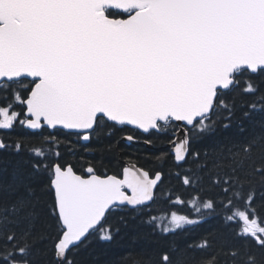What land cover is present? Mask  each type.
Returning a JSON list of instances; mask_svg holds the SVG:
<instances>
[{"label":"snow or ice","instance_id":"6c2138e0","mask_svg":"<svg viewBox=\"0 0 264 264\" xmlns=\"http://www.w3.org/2000/svg\"><path fill=\"white\" fill-rule=\"evenodd\" d=\"M243 76L264 77V0H0V130L59 127L89 141L106 122L144 133L171 127V152L157 157L161 164L169 156L177 168L189 157L200 171L211 164L216 192L194 198L193 207L222 209L238 243L197 259L187 253L207 249V240L173 242L147 264H264V192L255 206L264 189V89L243 82L241 91L254 99L239 106V117L222 98ZM233 124L230 138L193 150ZM44 144L28 159L0 164V264H36L37 240L50 243V264H77L89 236L110 242L118 234L106 226L109 212L143 215L165 175L124 167L121 178L92 166L81 175L61 162L56 139ZM9 147L0 137V151ZM23 147L16 142L15 155ZM168 215L167 223H148L162 234L196 223ZM40 223L47 231L37 236Z\"/></svg>","mask_w":264,"mask_h":264},{"label":"trees","instance_id":"16d2710c","mask_svg":"<svg viewBox=\"0 0 264 264\" xmlns=\"http://www.w3.org/2000/svg\"><path fill=\"white\" fill-rule=\"evenodd\" d=\"M242 83L240 88H233L222 94V98L229 104L237 106L236 117L240 115L239 106L245 102L252 101L254 96L244 94L241 89L244 81L253 79L264 89V77H240ZM28 83V81H24ZM19 111L20 109H15ZM176 127L177 125H173ZM236 127L227 131L217 128L212 136L205 137L199 143L193 145L194 151L201 153L210 151L211 146L235 134ZM132 135L134 138L141 140L140 143H127L123 136ZM0 137L10 147L0 151V164L7 161L28 159L30 152L35 147H45V139L52 137L60 144L59 152L61 162L72 164L74 170L82 175H86V168L92 166L99 175L120 174L123 165L126 162H134L146 170H161L165 175L163 181L155 189L154 200L144 209L143 215L130 208L122 211H111L107 215L106 226H111L118 234L110 242L98 239L97 234L89 236L86 246L82 245L76 252L74 259L77 264H147L150 258H157L161 249L167 248L173 242L181 246L185 244L198 245L207 240L210 247L203 251H189V258L207 257L213 253L219 254L225 244L238 243L233 239V227L225 221V213L219 207L215 212L207 209L197 213L193 207L192 200L199 198L207 201L212 197L216 189L212 188L209 183V172L211 164L203 171H200L198 165L192 162L189 157V163L177 168L171 156L168 161L161 164L157 159L160 154L171 152L168 145L172 138L171 127L168 134L163 132L151 131L148 134H142L128 126L115 125L112 122H106L98 127L92 134L91 139L82 142L75 132L66 131L61 128L31 131L17 124L12 130H0ZM22 141L24 147L19 155H15V144ZM144 141H151L152 147L147 146ZM199 163H204L203 157ZM190 169V171H189ZM176 172H180L177 177ZM189 175L193 181L190 185H184L181 178ZM197 178H199L197 182ZM264 189H257V200L255 206L261 208L259 199ZM177 199L184 203H177ZM197 207H200L199 202ZM175 211L178 214L186 215L196 221L194 224L184 225L182 229L174 233L162 234L159 230L154 231L148 223L150 217L163 219L165 223L170 220L168 215ZM264 211V209H262ZM47 229L43 223L37 225L36 235L46 234ZM50 243L40 241L34 245V258L36 264H50L52 254ZM191 264V261H190Z\"/></svg>","mask_w":264,"mask_h":264},{"label":"water","instance_id":"95a60500","mask_svg":"<svg viewBox=\"0 0 264 264\" xmlns=\"http://www.w3.org/2000/svg\"><path fill=\"white\" fill-rule=\"evenodd\" d=\"M178 125H179V123L180 122H176ZM130 126V125H129ZM132 127H134V126H132ZM64 130H67V129H64ZM67 131H76V130H67ZM177 132H179V129H178V131ZM127 136H124L123 138H124V140L127 142V143H130V144H137V143H140V141H138V140H135V139H133L132 141H129V140H127V138H126ZM83 140V139H82ZM145 144H147V146H149V147H152V145H150L149 143H147V142H145ZM169 145V144H168ZM171 149V148H170ZM124 167H130V168H133V169H139V168H141V167H139V166H137L136 164H134V163H125V165H124ZM123 167V168H124ZM145 170V169H144ZM122 172H123V169H122ZM79 174V173H78ZM109 175H112V174H109ZM121 178H122V175H121Z\"/></svg>","mask_w":264,"mask_h":264}]
</instances>
